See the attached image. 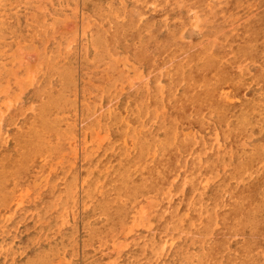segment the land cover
Here are the masks:
<instances>
[{
    "label": "rangeland",
    "instance_id": "obj_1",
    "mask_svg": "<svg viewBox=\"0 0 264 264\" xmlns=\"http://www.w3.org/2000/svg\"><path fill=\"white\" fill-rule=\"evenodd\" d=\"M0 123V264L121 263L157 199L181 204L190 182L232 206V235L201 238L233 258L257 244L264 261V0H0ZM213 132L227 153L212 151Z\"/></svg>",
    "mask_w": 264,
    "mask_h": 264
},
{
    "label": "bare ground",
    "instance_id": "obj_2",
    "mask_svg": "<svg viewBox=\"0 0 264 264\" xmlns=\"http://www.w3.org/2000/svg\"><path fill=\"white\" fill-rule=\"evenodd\" d=\"M73 2V1H72ZM153 4H155V3H153ZM180 5H182V4H180ZM171 7V6H170ZM74 11H75V9H74ZM76 12V11H75ZM165 15V14H164ZM166 17V16H165ZM178 20V19H177ZM100 23V22H99ZM99 25V24H98ZM88 29V28H87ZM99 30V29H98ZM154 30V29H153ZM92 32V31H91ZM97 32V31H96ZM96 32H95V34H96ZM99 32V31H98ZM89 34V33H88ZM94 34V35H95ZM97 35V34H96ZM84 36V35H83ZM154 36V35H153ZM171 36H173V34L171 35ZM168 37V36H167ZM92 39V38H91ZM56 43V42H55ZM162 43V42H161ZM86 44V43H85ZM59 45V44H58ZM55 46H57L56 44H55ZM85 46V48H86V45H83V47ZM89 47H91V46H89ZM95 47V46H94ZM62 48V47H61ZM64 48V47H63ZM62 48V49H63ZM92 48V47H91ZM55 50V49H54ZM57 51V50H56ZM157 51V50H156ZM210 51V50H209ZM224 51V50H223ZM62 52V51H61ZM57 54H59L58 53V51H57ZM84 54V53H83ZM165 55V54H164ZM61 56V55H60ZM48 57V56H47ZM54 57V56H53ZM84 57V56H83ZM208 57H210L209 56V54H208ZM217 57V56H216ZM26 58V57H25ZM30 58H31V56H30ZM49 58V57H48ZM48 58H47V60H48ZM58 58V57H57ZM27 59V58H26ZM50 59V58H49ZM73 59V58H72ZM201 59V58H200ZM52 60V59H51ZM56 60V59H55ZM65 60V59H64ZM63 60V61H64ZM85 60V59H84ZM87 60H89V59H87ZM110 60V59H109ZM208 60V59H207ZM212 60V59H211ZM223 61H224V59H222ZM29 61L31 62V60L29 59ZM86 61V60H85ZM102 61H104V60H102ZM106 61V60H105ZM204 61V60H203ZM18 62V61H17ZM26 62V61H25ZM29 62V63H30ZM45 62H47V61H45ZM91 62V61H90ZM93 62V61H92ZM170 62V61H169ZM207 62V61H206ZM205 61H204V63H206ZM32 63V62H31ZM86 63H87V61H86ZM203 62H202V65L204 64ZM46 64V63H45ZM52 64V63H51ZM60 64V63H59ZM58 64V65H59ZM102 64V63H101ZM107 64V63H106ZM212 64V63H211ZM95 65H96V63H95ZM113 65H114V62H113ZM158 65V64H157ZM189 65V64H188ZM207 65V64H206ZM49 66V65H48ZM63 66V65H62ZM93 66V65H92ZM204 66V65H203ZM105 67V66H104ZM115 67V66H114ZM43 68V67H42ZM51 68H53L54 69V67H51ZM61 68V67H60ZM96 68V67H95ZM49 69V67H47V69L46 70H48ZM63 69V68H62ZM67 69V68H66ZM71 69V68H70ZM70 69H68L69 70V73H70ZM100 69V68H99ZM65 70V69H64ZM63 70V71H64ZM67 70V71H68ZM94 70V69H93ZM118 70V69H117ZM150 70V69H149ZM162 70V69H161ZM40 71V70H39ZM54 71V70H53ZM96 71V70H95ZM102 71V70H101ZM100 71V72H101ZM105 71V70H104ZM107 71V70H106ZM105 71V72H106ZM119 71V70H118ZM172 71V70H171ZM55 72H56V70H55ZM109 72H110V70H109ZM51 73V72H50ZM59 73V72H58ZM74 73V72H73ZM42 74H43V72H42ZM112 74V73H111ZM152 74V73H151ZM49 75V74H48ZM51 75V74H50ZM61 75V74H60ZM59 75V76H60ZM95 75H96V73H95ZM55 76V75H54ZM82 76V75H81ZM88 76H89V74H88ZM86 77V76H85ZM96 77V76H95ZM105 77H106V75H105ZM45 78H46V76H45ZM48 78V77H47ZM49 78H51V77H49ZM49 78H48V80H49ZM56 78H59L58 76L56 77ZM61 78V77H60ZM59 78V79H60ZM88 78V77H87ZM113 78V77H112ZM147 78V77H146ZM44 79V78H43ZM52 79V78H51ZM88 79H90V78H88ZM98 79V78H97ZM31 80H32V78H31ZM113 80V79H112ZM154 80V79H153ZM191 80V79H190ZM27 82H29L28 80H26ZM100 81V80H99ZM152 81V80H151ZM167 81V80H166ZM169 81V80H168ZM83 82V81H82ZM102 82V81H101ZM115 82V81H114ZM133 82V81H132ZM131 82V83H132ZM181 82V81H180ZM46 83L48 84V82H47V80H46ZM59 83L61 84V82L59 81ZM108 83V82H107ZM156 83H157V81H156ZM159 83V82H158ZM157 83V84H158ZM165 83V82H164ZM114 84V83H113ZM143 84H145V83H143ZM180 84V83H179ZM191 84V83H190ZM27 85H28V83H27ZM26 85V86H27ZM49 85H50V83H49ZM129 85H131L130 83H129ZM141 85V84H140ZM160 85V84H159ZM192 85V84H191ZM28 86H31V84L30 85H28ZM46 86V85H45ZM100 86V85H99ZM99 86H97V88L99 87ZM133 86V85H132ZM151 86V85H150ZM85 87V86H84ZM118 87V86H117ZM48 88H51V87H48ZM88 88V87H87ZM43 89V88H42ZM75 89V88H74ZM141 89H142V85H141ZM49 90V89H48ZM99 90V89H98ZM100 90H101V88H100ZM118 90V89H117ZM35 91V90H34ZM40 91L42 92V90L40 89L38 92L40 93ZM95 91V90H94ZM109 91V90H108ZM110 91H112V89L110 90ZM115 91V90H114ZM161 91V90H160ZM9 92H10V90H9ZM30 92H32L33 93V91H31L30 90ZM113 92V91H112ZM117 92V91H116ZM125 92V91H124ZM163 92V91H162ZM172 92V91H171ZM223 92V91H222ZM7 93V92H6ZM10 93H12V92H10ZM71 93V92H70ZM75 93V92H74ZM86 93V92H85ZM114 93V92H113ZM220 93V92H219ZM8 94V93H7ZM107 94H108V92H107ZM156 94V93H155ZM9 95V94H8ZM20 95V94H19ZM67 95H68V93H67ZM113 95V94H112ZM14 96V95H13ZM118 96V95H117ZM222 96V95H221ZM224 96V95H223ZM7 97V96H6ZM16 97V96H15ZM109 97H110V95H109ZM150 97V96H149ZM59 98H60V96H59ZM63 98V97H62ZM65 98H66V96H65ZM117 98V97H116ZM115 98V99H116ZM155 98H156V96H155ZM224 98H226V97H224ZM13 99H14V97H13ZM16 99L18 100V98H15L14 100L16 101ZM99 99V98H98ZM154 99V98H153ZM12 100V99H11ZM14 100H13V102L12 103H14ZM73 100V99H72ZM108 100V99H107ZM8 101H9V99H8ZM116 101V100H115ZM167 101V100H166ZM17 102V101H16ZM105 102V101H104ZM125 102V101H124ZM139 102V101H138ZM8 103H10V102H8ZM30 103V102H29ZM62 103V102H61ZM85 103V102H84ZM11 104V103H10ZM34 104V103H33ZM32 104V105H33ZM82 104V103H81ZM86 104V103H85ZM99 103H97V105H98ZM116 104V103H115ZM114 104V105H115ZM127 104V103H126ZM139 104V103H138ZM141 104V103H140ZM138 105V107L140 108L141 107V105ZM143 104V103H142ZM166 104V103H165ZM13 105V104H12ZM22 105V104H21ZM20 105V106H21ZM29 105V104H28ZM27 105V106H28ZM74 105V104H73ZM87 105V104H86ZM110 105V104H109ZM113 105V106H114ZM3 106V105H2ZM9 106H11V105H9ZM8 106V107H9ZM16 106V105H15ZM88 106H90V105H88ZM87 106V107H88ZM125 106V105H124ZM123 106V107H124ZM6 108H8L7 106H5ZM13 107H14V105H13ZM22 107V106H21ZM20 107V108H21ZM29 108L31 107V106H28ZM107 107V106H106ZM110 107V106H109ZM168 107V106H167ZM27 108V107H26ZM28 108V109H29ZM108 108V107H107ZM107 108H105V109H107ZM151 108V107H150ZM64 109H66V107L64 108ZM68 109H69V107H68ZM75 109V108H74ZM100 109V108H99ZM102 109V108H101ZM110 109V108H109ZM120 109V108H119ZM146 109V108H145ZM149 109V108H148ZM165 109V108H164ZM21 110V109H20ZM23 110V109H22ZM25 110V109H24ZM23 110V111H24ZM108 110V109H107ZM111 110V109H110ZM155 110V109H154ZM160 110V109H159ZM167 110H169V109H167ZM15 111H17V110H15ZM33 111V110H32ZM68 111V110H67ZM75 111V110H74ZM73 111V112H74ZM85 111V110H84ZM97 111V110H96ZM109 111V110H108ZM117 111V110H116ZM138 111V110H137ZM157 111V110H156ZM72 112V111H71ZM92 112H94V110H92ZM100 112V111H99ZM189 112V111H188ZM24 113V112H23ZM29 113H32V112H29ZM76 113V112H75ZM156 113V112H155ZM154 113V114H155ZM9 113H7V116L9 117V115H8ZM33 114V113H32ZM85 114V113H84ZM108 114L109 113H107L106 115H107V118H108ZM132 114V113H131ZM138 114V113H137ZM146 114V113H145ZM144 114V115H145ZM6 115V114H5ZM18 115V114H17ZM23 115V114H22ZM63 115V114H62ZM64 115H66V114H64ZM74 115V114H73ZM97 115V114H96ZM98 115H99V113H98ZM97 115V116H98ZM147 115V114H146ZM145 115V116H146ZM149 115V114H148ZM152 114H150V116H151ZM159 115H160V113H159ZM20 116H21V114H20ZM53 116V115H52ZM67 116V115H66ZM71 116V115H70ZM132 116V115H131ZM144 116V117H145ZM8 117L6 118V119H8ZM91 117V116H90ZM120 117V116H119ZM123 117V116H122ZM75 118V117H74ZM126 118H127V116H126ZM134 118V117H133ZM151 118V117H150ZM5 119V120H6ZM31 119V118H30ZM69 119V118H68ZM89 118L87 117V119H85V120H88ZM94 119H95V115H94ZM121 119V118H120ZM125 119V118H124ZM143 119V118H142ZM142 119H140V120H142ZM162 119V118H161ZM229 119V118H228ZM3 120V119H2ZM16 120V119H15ZM64 120H65V118H64ZM71 120V119H70ZM72 120H74V119H72ZM122 120V119H121ZM131 120V119H130ZM151 120V119H150ZM154 120V119H153ZM4 121V120H3ZM176 121V120H175ZM206 121V120H205ZM65 122H66V120H65ZM83 122H84V120H83ZM96 122H98V121H96ZM123 122H125V121H122V123ZM149 122V121H148ZM207 122V121H206ZM5 123V122H4ZM69 123V122H68ZM70 123H72V122H70ZM74 123V122H73ZM73 123L71 124V126L73 125ZM87 123V122H86ZM94 123V122H93ZM99 123V122H98ZM97 123V124H98ZM127 123V122H126ZM125 123V124H126ZM184 123H185V121H184ZM1 124V123H0ZM66 124V123H65ZM101 124V123H100ZM132 124V123H131ZM151 124H152V122H151ZM187 124V123H186ZM224 124H226V123H224ZM64 125V124H63ZM67 125V124H66ZM135 125V124H134ZM140 125V124H139ZM144 125V124H143ZM2 126V125H1ZM0 126V127H1ZM70 127V124H68L67 126H66V128L67 127ZM86 126V125H85ZM127 126H128V124H127ZM137 126V125H136ZM146 126V125H145ZM148 126V125H147ZM3 127V126H2ZM11 127V126H10ZM16 127V126H15ZM63 127H65V126H63ZM103 127H104V125H103ZM105 127H106V124H105ZM126 127V126H125ZM131 127V126H130ZM143 127V126H142ZM225 127H226V125H225ZM18 128V127H17ZM17 128H15V129H17ZM72 128V127H71ZM91 128V131H92V129H93V127H90ZM97 128H98V125H97ZM120 128V127H119ZM118 128V129H119ZM146 128H148V127H146ZM149 128H151L150 126H149ZM219 128V127H218ZM85 129V128H84ZM88 129V128H87ZM99 129V128H98ZM131 130H133L132 128H130ZM145 129V128H144ZM183 129V128H182ZM3 130V129H2ZM9 130V129H8ZM101 130H103V129H101ZM100 130V131H101ZM122 130H124V129H122ZM138 130V129H137ZM199 130V129H198ZM203 130V129H202ZM201 130V131H202ZM207 130V129H206ZM18 131H19V129H18ZM60 131H62V130H60ZM72 131V130H71ZM88 131V130H87ZM94 131V130H93ZM134 131V130H133ZM140 131V130H139ZM148 131V130H147ZM161 131V130H160ZM205 131V130H204ZM69 132H70V130H69ZM89 132V131H88ZM99 132V131H98ZM110 132V131H109ZM124 132V131H123ZM127 132H128V130H127ZM175 132V131H174ZM189 132V131H188ZM14 133V132H13ZM94 133H97L96 131L94 132ZM104 133H106V132H104ZM137 133V132H136ZM136 133H134V134H136ZM181 133H182V131H181ZM193 133V132H192ZM196 133H197V131H196ZM50 134V133H49ZM57 134V133H56ZM69 134H71V133H69ZM110 134V133H109ZM132 134V133H131ZM131 134H130V136H131ZM174 134V133H173ZM84 135H85V133H84ZM102 135H103V133H102ZM142 135V134H141ZM162 135V134H161ZM182 135V134H181ZM57 136V135H56ZM72 136V135H71ZM87 136V135H86ZM129 136V135H128ZM133 136H135V135H133ZM137 136V135H136ZM183 136V135H182ZM201 136V135H200ZM45 137H47V135L45 136ZM62 137H64L63 139H65V136H62ZM92 137V136H91ZM90 137V138H91ZM94 137V136H93ZM115 137V136H114ZM113 137V138H114ZM125 137V136H124ZM123 137V138H124ZM138 137V136H137ZM154 137V136H153ZM193 137V136H192ZM2 138V137H1ZM69 138V137H68ZM68 138H66V139H68ZM89 138V137H88ZM101 138V137H100ZM105 138H107V137H105ZM109 138V137H108ZM117 138V137H116ZM115 138V139H116ZM126 138V137H125ZM136 138V137H135ZM157 138V137H156ZM185 138V137H184ZM5 139V138H4ZM118 139V138H117ZM127 139V138H126ZM193 139V138H192ZM206 139H209V138H206ZM228 139V138H227ZM2 140V139H1ZM45 140H47V139H45ZM88 140H91V139H88ZM106 140H108V139H106ZM121 140H123L122 138H121ZM120 140V141H121ZM125 140V139H124ZM144 140V139H143ZM164 140V139H163ZM174 140V139H173ZM172 140V141H173ZM196 140V139H195ZM205 140V139H204ZM247 140V139H246ZM48 141V140H47ZM46 141V142H47ZM64 141V140H63ZM67 141V140H66ZM91 141H93V140H91ZM94 141H95V139H94ZM104 141V140H103ZM131 141V140H130ZM158 141H160V140H158ZM182 141V140H181ZM224 141H225V135L224 134H222V133H217V132H213L212 133V143H213V146L211 147L212 148V151H214V152H217V153H227V151H226V148L224 149V145H222V144H224ZM242 141V140H241ZM3 142V141H2ZM6 142V141H5ZM89 142V141H88ZM112 142H113V140H112ZM133 142V141H132ZM135 143H137L136 141H134ZM133 142V143H134ZM10 143V142H9ZM102 143V142H101ZM100 143V144H101ZM107 144H108V142H106ZM115 143H116V141H115ZM130 143V142H129ZM243 143V142H242ZM87 144V143H86ZM85 144V145H86ZM94 144H96V143H94ZM122 144V143H121ZM156 144V143H155ZM182 144V143H181ZM188 144V143H187ZM91 145H92V142H91ZM99 145V144H98ZM129 145V144H128ZM131 145V144H130ZM134 145V144H133ZM157 145V144H156ZM155 145V146H156ZM180 145V144H179ZM179 145H178V147H179ZM5 146V145H4ZM89 146V145H88ZM104 146H105V143H104ZM120 146V145H119ZM154 146V145H153ZM187 146V145H186ZM242 146V145H241ZM262 146V145H261ZM42 147H44V146H42ZM87 147V146H86ZM90 147V146H89ZM131 147V146H130ZM130 147H129V149H130ZM157 147V146H156ZM166 147V146H165ZM3 148V147H2ZM93 148V147H92ZM125 148V147H124ZM163 148V147H162ZM210 148V149H211ZM230 148V147H229ZM228 148V149H229ZM66 149V148H65ZM64 149V150H65ZM95 149H97V147L95 146ZM94 149V150H95ZM99 149V148H98ZM117 149V148H116ZM115 149V150H116ZM128 149V150H129ZM155 149V148H154ZM158 149H160L159 147H158ZM92 150V149H91ZM132 150V149H131ZM138 150V149H137ZM182 150V149H181ZM205 150V149H204ZM85 151V150H84ZM88 151H90L89 150V148H88ZM88 151H86L87 153H88ZM97 151V150H96ZM96 151H93V152H96ZM111 151V150H110ZM112 151H114V150H112ZM136 151V150H135ZM164 151H165V148H164ZM177 151V150H176ZM190 151V150H189ZM250 151V150H249ZM63 152H65V151H62V153ZM105 152H106V150H105ZM104 152V153H105ZM115 152V151H114ZM129 152V151H128ZM138 152V151H137ZM152 152V151H151ZM157 152V151H156ZM61 153V152H60ZM59 153V154H60ZM84 153V152H83ZM87 153H85L86 155H87ZM90 153V152H89ZM98 153V152H97ZM100 153V152H99ZM113 153V152H112ZM125 153V152H124ZM182 153V152H181ZM196 153V152H195ZM59 154H57V155H59ZM64 154V153H63ZM68 154H70L69 152H68ZM92 154H94V153H92ZM91 154V155H92ZM103 154V153H102ZM110 154V153H109ZM114 154V153H113ZM126 154V153H125ZM158 154V153H157ZM205 154V153H204ZM3 155V154H2ZM2 155H0V156H2ZM9 155V154H8ZM72 155V154H71ZM75 155V154H74ZM84 155V154H83ZM82 155V156H83ZM88 155H90V154H88ZM124 155V154H123ZM128 155V154H127ZM151 155H154L153 154V152H152V154ZM183 155V154H182ZM194 155V154H193ZM196 155V154H195ZM197 155H198V153H197ZM196 155V156H197ZM230 155V154H229ZM68 156V155H67ZM70 156V155H69ZM112 156V155H111ZM145 156H146V154H145ZM159 156H161L160 155V153H159ZM203 156V155H202ZM60 157V156H59ZM71 157V156H70ZM91 156H89V158H90ZM148 157V156H147ZM151 158H154V157H152V156H150ZM230 157V156H229ZM55 158V157H54ZM66 158V157H65ZM86 158V156L84 157V159ZM88 158V159H89ZM102 158V157H101ZM111 158V157H110ZM135 158V157H134ZM187 158V157H186ZM70 159V158H69ZM72 159V158H71ZM100 159V158H99ZM123 159V158H122ZM158 159V158H157ZM178 159V158H177ZM176 159V160H177ZM203 159H204V157H203ZM73 160V159H72ZM114 160V159H113ZM199 160V159H198ZM263 160H264V158H263ZM35 161V160H34ZM60 161V160H59ZM87 161V160H86ZM88 161H91V159L90 160H88ZM151 161V160H150ZM234 161V160H233ZM66 162V161H65ZM82 162H83V160H82ZM176 162V161H175ZM185 162V161H184ZM198 162V161H197ZM202 162H204V161H202ZM30 163V162H29ZM28 163V164H29ZM67 163V162H66ZM69 164L70 163H72V162H68ZM114 163V162H113ZM117 163V162H116ZM115 163V164H116ZM204 163H206V160H205V162ZM240 164H242L243 165V163H241V162H239ZM263 163V162H262ZM62 164V163H61ZM65 164V163H64ZM87 164H88V162H87ZM173 164H175L174 162H173ZM207 164V163H206ZM205 164V165H206ZM212 164L214 165V167H216L217 168V166H219L220 164L219 163H213L212 162ZM239 164V165H240ZM261 163H259L258 165H260ZM67 165V164H66ZM73 165V164H72ZM75 165V164H74ZM106 165V164H105ZM109 165V164H108ZM108 165H107V167H108ZM111 165V164H110ZM121 165H122V163H121ZM137 165V164H136ZM135 165V166H136ZM147 165V164H146ZM184 165V164H183ZM224 166L225 164L224 163H221V166ZM241 165V166H242ZM58 166L60 167L61 165H59L58 164ZM95 166V165H94ZM102 166V165H101ZM178 166H180V164L178 165ZM198 166V165H197ZM203 166V165H202ZM66 167V166H65ZM70 167V166H69ZM69 167H67V168H69ZM87 167V166H86ZM86 167L85 168H83V169H86ZM96 167V166H95ZM106 167V168H107ZM115 167V166H114ZM133 167H134V165H133ZM189 167V166H188ZM257 167V166H256ZM57 168V167H56ZM66 168V169H67ZM104 168H105V166H104ZM111 167L109 166V168H107V169H105L106 170V172H107V170L108 169H110ZM122 168V167H121ZM184 168V167H183ZM190 168V167H189ZM225 168V167H224ZM261 168V167H260ZM92 169V168H91ZM100 169V168H99ZM179 169V168H178ZM220 169H222V168H220ZM61 170V169H60ZM73 170V169H72ZM87 171H89L88 173H91L90 172V169H86ZM97 170V169H96ZM140 170V169H139ZM175 170V169H174ZM218 170V169H217ZM223 170V169H222ZM82 171V170H81ZM84 171V170H83ZM86 171V172H87ZM93 171H95V170H93ZM100 171H101V169H100ZM129 171V170H128ZM191 171V170H190ZM253 171V170H252ZM85 172V173H86ZM106 172H104V173H106ZM197 172V171H196ZM199 172H207V173H205L204 174V178L206 179V180H208V181H213V182H217V184L218 185H221L222 183L220 182V181H218V175H217V171H216V169H213V168H201L200 169V171ZM222 172V171H221ZM221 172H219V173H221ZM28 173V172H27ZM60 173V172H59ZM177 173V172H176ZM175 173V174H176ZM246 173V172H245ZM244 173V174H245ZM65 174H66V172H65ZM76 174V173H75ZM226 174V173H225ZM243 174V175H244ZM70 175V174H69ZM88 175V174H87ZM107 175V174H106ZM113 175V174H112ZM197 175H198V173H197ZM72 176H74V174L72 175ZM71 176V177H72ZM84 176H86V175H84ZM104 176H105V174H104ZM104 176H103V178H104ZM120 176V175H119ZM171 176V175H170ZM174 176V175H173ZM181 176V175H180ZM183 176V175H182ZM181 176V177H182ZM63 178L65 177L64 175L62 176ZM75 177H77V176H75ZM115 177V176H114ZM172 177V176H171ZM88 178V177H87ZM87 178H86V180H87ZM109 178V177H108ZM112 178H113V176H112ZM200 178V177H199ZM203 178V177H202ZM76 179V178H75ZM166 179H167V177H166ZM184 179V178H183ZM186 179V178H185ZM86 180H83V181H86ZM105 180V179H104ZM107 180V179H106ZM109 180V179H108ZM169 180V179H168ZM174 180H175V178H174ZM205 180V181H206ZM70 181H72V180H70ZM182 181V180H181ZM204 181V180H203ZM202 181V182H203ZM237 181V180H236ZM240 181V180H239ZM6 182V181H5ZM74 182H76L75 180H74ZM73 182V183H74ZM96 182V181H95ZM94 182V183H95ZM169 182V181H168ZM167 182V183H168ZM177 182V181H176ZM201 182V183H202ZM98 183H101L102 184V182H98ZM170 183V182H169ZM237 183V182H236ZM239 183V182H238ZM243 183V182H242ZM72 184V183H71ZM75 184V183H74ZM111 184V183H110ZM113 184L115 185V183L113 182ZM206 184V183H205ZM95 185H96V183H95ZM118 185H120V184H118ZM167 185H169V184H167ZM83 186V185H82ZM94 186V185H93ZM62 187V190H64V188H63V186H61ZM75 187V186H74ZM96 187V186H95ZM97 187H98V185H97ZM99 187H100V185H99ZM99 187H98V189H99ZM105 187H107V186H105ZM181 187V186H180ZM236 187V186H235ZM59 188V187H58ZM163 188H165L164 186H163ZM162 188V189H163ZM174 188V187H173ZM182 188V187H181ZM181 188L179 189V190H181ZM72 189H73V186H72ZM77 189V188H76ZM87 189V188H86ZM94 189H97V188H94ZM109 189V188H108ZM167 188H165V190H166ZM176 189V188H175ZM186 190H181V191H183V195H182V198H183V200H182V203L181 204H179V203H176V202H173V201H167V204H164L163 202H161V199H157V204H156V202H155V217H153L151 220H152V222H149L147 225H149L150 227V230H151V232H148V233H146V234H143V241H141V245L144 247V250H142V247H141V245H137L136 247H133V248H131V251H130V253H129V255L128 256H124V261L123 262H121V263H118V264H134V263H137V262H143L142 264H264V261H262V260H260L258 257H257V254H258V252L261 250L260 248H259V246L256 244V245H254V244H252V243H250V242H245V244H244V248L242 249V251L240 252V258H233V257H230V256H227V245H226V242H223V241H219V242H217V241H215V243H213V241H208V240H206V239H203V238H201V236H209V234H210V232L213 230V229H215L218 225H219V227H221L223 230H226L227 231V235L228 236H230V235H232V229L230 228V226L231 225H233V222H232V206H231V204L229 205L227 202H226V200L225 201H222V200H220V197H222L220 194H218L217 192H216V190L215 191H212V190H210L208 187H205V186H203V185H200L198 182H190L189 184H188V187H186L185 188ZM69 190H70V188H69ZM222 190V189H221ZM61 191V190H60ZM71 191V190H70ZM82 191V190H81ZM155 191V190H154ZM63 192V191H62ZM72 192H73V190H72ZM72 192H70V193H72ZM96 192V191H95ZM99 191L97 190V193H98ZM104 192V191H103ZM102 191L100 192V193H103ZM162 192H164V191H162ZM57 193V192H56ZM74 193V192H73ZM83 193V192H82ZM99 193V194H100ZM62 194V193H61ZM91 194H92V192H91ZM93 194H95L94 193V191H93ZM151 194H152V190H151ZM177 194V193H176ZM182 194V193H181ZM223 194H225V193H223ZM56 195V194H55ZM60 194H58V196H59ZM158 195V194H157ZM163 197H164V194H161ZM175 195V194H174ZM57 196V195H56ZM100 196V195H99ZM169 196V195H168ZM68 197V196H67ZM75 197V196H74ZM101 197V196H100ZM105 197V196H104ZM58 198V197H57ZM71 200H72V197H69ZM87 198V197H86ZM121 198H123V197H121ZM160 198V197H159ZM75 199V198H74ZM73 199V200H74ZM88 199V198H87ZM86 199V200H87ZM93 199H94V197H93ZM93 199H91V200H93ZM120 199V198H119ZM168 199V198H167ZM222 199H223V197H222ZM70 200V201H71ZM95 200V199H94ZM171 200V199H170ZM207 200H210V201H212L213 202V204H207ZM69 201V202H70ZM66 202V201H65ZM72 202V201H71ZM117 202H119L118 200H117ZM154 202V201H153ZM73 203V202H72ZM74 203H76V201H74ZM113 203V202H112ZM151 203H152V201H151ZM71 205V204H70ZM86 205V204H85ZM90 206V205H89ZM86 207V206H85ZM88 207V206H87ZM1 208V207H0ZM73 208V207H72ZM3 209V208H2ZM69 209H70V207H69ZM152 210V209H151ZM8 211V210H7ZM69 212L71 213V211L69 210ZM69 213V214H70ZM146 214V213H145ZM145 214L144 215H142L141 217H139L138 215V217L139 218H141V220H142V225H143V222H146V221H148V219H146V216H145ZM71 216V215H70ZM137 217V218H138ZM134 218V217H133ZM132 218V219H133ZM136 218V217H135ZM148 218V217H147ZM124 220V219H123ZM123 220H121L120 221V219L118 218V219H116V221L114 222V225L116 224V223H123L124 224V222L125 223H128V224H130V222H128V221H130L129 219L127 220V221H123ZM134 220V219H133ZM138 220V219H137ZM88 221V220H87ZM136 221V220H135ZM138 222H139V220H138ZM67 223V222H66ZM134 223V222H133ZM141 223V222H140ZM140 223H138V224H140ZM137 224V225H138ZM126 225V224H125ZM131 225H133V224H131ZM146 225V224H145ZM146 225V226H147ZM127 227H129V225H126ZM143 226H141V228H142ZM143 229V228H142ZM131 230V228L129 227L128 228V232ZM146 230V229H145ZM154 230H156V233H159V235L161 234V236H162V238H158L155 234V232H154ZM122 233V232H121ZM126 233V232H125ZM124 233V234H125ZM215 233H216V231H215ZM7 234H8V232H7ZM158 235V236H159ZM104 237V236H103ZM125 237V236H124ZM196 237H198L197 238V241H195V238ZM200 237V238H199ZM122 238V237H121ZM231 239V238H230ZM123 242V241H122ZM108 242H106V244H107ZM194 243H197L199 246H200V248H199V251H196L195 250V253L191 250V247H193V245H194ZM5 244H8V243H5ZM121 244V243H120ZM122 244H124V243H122ZM4 246H6V245H4ZM7 246H9V245H7ZM125 246V245H124ZM124 246H122V247H124ZM251 246H253V247H251ZM100 247H102V246H100ZM99 247V248H100ZM119 247V246H118ZM121 247V248H122ZM126 248V247H125ZM4 249V248H3ZM8 249V248H7ZM94 249V248H93ZM101 249V248H100ZM120 249V248H119ZM122 249H124V248H122ZM5 250V249H4ZM98 250V249H97ZM8 251V250H7ZM8 253V252H7ZM101 253V252H100ZM103 253V252H102ZM107 253V252H106ZM116 253V252H115ZM117 254H119V253H117ZM109 255V254H108ZM108 255H107V257H108ZM104 256H106V254L104 255ZM115 256H117V255H115ZM106 257V258H107ZM111 257V256H110ZM119 260H120V255H118V257H117ZM116 258V259H117ZM2 259H4L3 257H2ZM107 260V259H106ZM105 260V261H106ZM111 260V259H110ZM112 260H113V258H112ZM118 260V261H119ZM2 261V260H1ZM115 262H116V260H114ZM117 261V262H118ZM110 262V261H109ZM3 263V262H2ZM91 264H105V262H103V260L102 259H95L94 260V262L93 263H91ZM109 264V263H108Z\"/></svg>",
    "mask_w": 264,
    "mask_h": 264
}]
</instances>
